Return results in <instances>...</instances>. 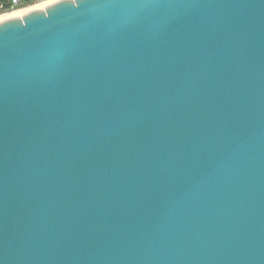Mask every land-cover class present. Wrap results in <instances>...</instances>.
<instances>
[{"label": "water", "instance_id": "1", "mask_svg": "<svg viewBox=\"0 0 264 264\" xmlns=\"http://www.w3.org/2000/svg\"><path fill=\"white\" fill-rule=\"evenodd\" d=\"M0 264H264V0L1 23Z\"/></svg>", "mask_w": 264, "mask_h": 264}, {"label": "bare ground", "instance_id": "2", "mask_svg": "<svg viewBox=\"0 0 264 264\" xmlns=\"http://www.w3.org/2000/svg\"><path fill=\"white\" fill-rule=\"evenodd\" d=\"M60 1L62 0H45V1L33 4V5H30L28 7L19 8V9H16V10H13L7 13H2L0 14V24L13 20V19H17V18L22 19L25 16L29 15L30 13L45 10Z\"/></svg>", "mask_w": 264, "mask_h": 264}, {"label": "built area", "instance_id": "3", "mask_svg": "<svg viewBox=\"0 0 264 264\" xmlns=\"http://www.w3.org/2000/svg\"><path fill=\"white\" fill-rule=\"evenodd\" d=\"M42 1L45 0H0V14L28 7Z\"/></svg>", "mask_w": 264, "mask_h": 264}]
</instances>
